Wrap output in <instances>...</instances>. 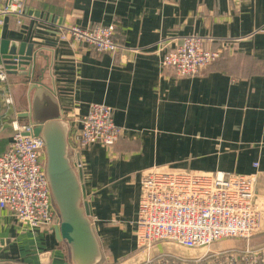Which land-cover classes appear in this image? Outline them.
<instances>
[{"label":"crops","instance_id":"obj_1","mask_svg":"<svg viewBox=\"0 0 264 264\" xmlns=\"http://www.w3.org/2000/svg\"><path fill=\"white\" fill-rule=\"evenodd\" d=\"M25 10L21 24L7 18L0 28V68L6 72L0 156L14 125L57 120L65 125L72 165L77 158L70 136L89 106L113 109L120 140L113 148L95 145L80 153L83 168L76 171L100 250L97 264L200 253L170 243L138 248L139 177L149 168L255 174L264 216V0H29ZM60 24L114 26V41L123 49L97 56L85 45L59 42ZM192 35L209 41L207 49L226 51L200 74L176 78L161 67V58ZM12 51L32 60L8 71ZM55 228L27 231L0 210V264H72ZM253 241L264 244V217Z\"/></svg>","mask_w":264,"mask_h":264},{"label":"built area","instance_id":"obj_2","mask_svg":"<svg viewBox=\"0 0 264 264\" xmlns=\"http://www.w3.org/2000/svg\"><path fill=\"white\" fill-rule=\"evenodd\" d=\"M27 1L0 3V28L7 18H15L21 24ZM114 34V26L84 30L60 24L57 38L71 46L85 45L97 56H115L123 48L114 41ZM207 42L198 36L182 37L161 58V67L170 69L176 78L200 74L226 51L225 47L207 49ZM18 70L19 66L13 69ZM5 81L6 72L0 68V82ZM6 103L10 104L11 99H6ZM13 129L12 141L0 156V210L9 212L27 231L52 230L60 220L45 174L44 142L33 135V125H14ZM121 136L122 129L113 121V109L91 104L80 119V127L70 136L72 156L77 158L72 159L73 169L83 168L78 159L80 153L95 145L113 148ZM255 186V174H208L167 167L142 171L134 232L138 248L170 243L183 250L200 252L194 258L159 255L144 264H264V244H251L260 234L264 217ZM228 241H241L243 247L221 248Z\"/></svg>","mask_w":264,"mask_h":264},{"label":"water","instance_id":"obj_3","mask_svg":"<svg viewBox=\"0 0 264 264\" xmlns=\"http://www.w3.org/2000/svg\"><path fill=\"white\" fill-rule=\"evenodd\" d=\"M30 59L17 57L12 51L6 56L5 65L8 71H13L18 66L28 65ZM33 135L44 142L45 174L60 220L55 235L70 248L72 264H97L100 250L91 228L88 208L82 205V175L73 169L67 158L65 125L57 120L36 123Z\"/></svg>","mask_w":264,"mask_h":264},{"label":"rangeland","instance_id":"obj_4","mask_svg":"<svg viewBox=\"0 0 264 264\" xmlns=\"http://www.w3.org/2000/svg\"><path fill=\"white\" fill-rule=\"evenodd\" d=\"M257 237L258 236H256V237H254L252 240H256L257 239ZM257 241H253V243H252V241H251V244H257L256 243ZM254 246H256V245H254ZM243 247V242H241V241H228V242H224V243H222L221 244V248H224V249H241ZM215 248H217V247H214V248H212V249H215ZM204 252V250L203 251H201V253H203Z\"/></svg>","mask_w":264,"mask_h":264},{"label":"trees","instance_id":"obj_5","mask_svg":"<svg viewBox=\"0 0 264 264\" xmlns=\"http://www.w3.org/2000/svg\"><path fill=\"white\" fill-rule=\"evenodd\" d=\"M216 62H217V61H216ZM212 65H213V64H212ZM212 65H211V66H212Z\"/></svg>","mask_w":264,"mask_h":264}]
</instances>
